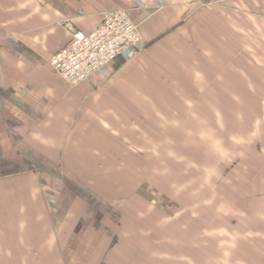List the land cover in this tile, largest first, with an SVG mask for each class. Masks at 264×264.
Here are the masks:
<instances>
[{
  "label": "crops",
  "instance_id": "1",
  "mask_svg": "<svg viewBox=\"0 0 264 264\" xmlns=\"http://www.w3.org/2000/svg\"><path fill=\"white\" fill-rule=\"evenodd\" d=\"M111 10L143 44L70 85ZM0 264H264V0H0Z\"/></svg>",
  "mask_w": 264,
  "mask_h": 264
},
{
  "label": "built area",
  "instance_id": "2",
  "mask_svg": "<svg viewBox=\"0 0 264 264\" xmlns=\"http://www.w3.org/2000/svg\"><path fill=\"white\" fill-rule=\"evenodd\" d=\"M68 29L72 39L52 57L51 65L70 85L91 79L119 56L143 44L139 26L126 10L104 12L102 24L90 33L72 25Z\"/></svg>",
  "mask_w": 264,
  "mask_h": 264
}]
</instances>
